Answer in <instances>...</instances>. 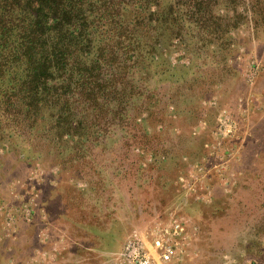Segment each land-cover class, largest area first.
I'll return each mask as SVG.
<instances>
[{"label": "rangeland", "instance_id": "1", "mask_svg": "<svg viewBox=\"0 0 264 264\" xmlns=\"http://www.w3.org/2000/svg\"><path fill=\"white\" fill-rule=\"evenodd\" d=\"M217 9L224 38L147 33L124 125L68 141L42 120L0 146V264H127L128 244L151 264H264V0Z\"/></svg>", "mask_w": 264, "mask_h": 264}, {"label": "trees", "instance_id": "2", "mask_svg": "<svg viewBox=\"0 0 264 264\" xmlns=\"http://www.w3.org/2000/svg\"><path fill=\"white\" fill-rule=\"evenodd\" d=\"M227 1L236 11L241 0ZM220 2L0 0V146H29L42 120L68 141L124 125L162 31L147 33L177 24L178 35L186 25L203 42L224 38Z\"/></svg>", "mask_w": 264, "mask_h": 264}, {"label": "built area", "instance_id": "3", "mask_svg": "<svg viewBox=\"0 0 264 264\" xmlns=\"http://www.w3.org/2000/svg\"><path fill=\"white\" fill-rule=\"evenodd\" d=\"M179 227L178 224L174 225L175 231L179 233H181V230H177ZM157 245L158 246H162L161 245V241L157 240ZM173 252V248L171 246H167L161 254V257L163 260H168L171 257V254ZM122 256L124 257V261H126L127 264H151V260L150 258L143 253L139 247H135L133 244H128L124 254H122Z\"/></svg>", "mask_w": 264, "mask_h": 264}]
</instances>
